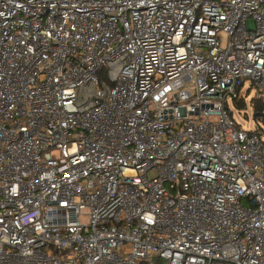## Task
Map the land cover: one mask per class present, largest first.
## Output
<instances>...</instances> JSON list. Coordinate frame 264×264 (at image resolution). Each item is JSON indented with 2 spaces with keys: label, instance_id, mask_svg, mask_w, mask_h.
Here are the masks:
<instances>
[{
  "label": "built area",
  "instance_id": "2783aa9c",
  "mask_svg": "<svg viewBox=\"0 0 264 264\" xmlns=\"http://www.w3.org/2000/svg\"><path fill=\"white\" fill-rule=\"evenodd\" d=\"M264 0H0V264H264Z\"/></svg>",
  "mask_w": 264,
  "mask_h": 264
},
{
  "label": "rangeland",
  "instance_id": "374dc122",
  "mask_svg": "<svg viewBox=\"0 0 264 264\" xmlns=\"http://www.w3.org/2000/svg\"><path fill=\"white\" fill-rule=\"evenodd\" d=\"M251 83L245 84L243 92L240 94V106L234 102L232 98L229 99V107L233 114V119L236 124L245 131L255 132L258 131L264 140V121L262 118L254 117V103L259 104L264 108V95L262 100L260 94L251 89Z\"/></svg>",
  "mask_w": 264,
  "mask_h": 264
},
{
  "label": "trees",
  "instance_id": "16d2710c",
  "mask_svg": "<svg viewBox=\"0 0 264 264\" xmlns=\"http://www.w3.org/2000/svg\"><path fill=\"white\" fill-rule=\"evenodd\" d=\"M237 106L239 105L240 106V101L236 103ZM254 112L255 114H260V113H264V108L262 106H260L259 104L257 103H254ZM257 119L261 118V117H256ZM262 120L264 121V118H262Z\"/></svg>",
  "mask_w": 264,
  "mask_h": 264
},
{
  "label": "water",
  "instance_id": "95a60500",
  "mask_svg": "<svg viewBox=\"0 0 264 264\" xmlns=\"http://www.w3.org/2000/svg\"><path fill=\"white\" fill-rule=\"evenodd\" d=\"M261 117V118H264V113H260V114H254V117L256 118V117Z\"/></svg>",
  "mask_w": 264,
  "mask_h": 264
}]
</instances>
